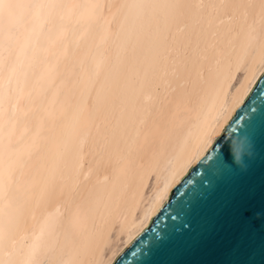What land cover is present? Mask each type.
<instances>
[{"label":"bare ground","instance_id":"1","mask_svg":"<svg viewBox=\"0 0 264 264\" xmlns=\"http://www.w3.org/2000/svg\"><path fill=\"white\" fill-rule=\"evenodd\" d=\"M136 4L0 0V264H110L264 71V0Z\"/></svg>","mask_w":264,"mask_h":264},{"label":"water","instance_id":"2","mask_svg":"<svg viewBox=\"0 0 264 264\" xmlns=\"http://www.w3.org/2000/svg\"><path fill=\"white\" fill-rule=\"evenodd\" d=\"M262 109L264 71L110 264H264Z\"/></svg>","mask_w":264,"mask_h":264},{"label":"rangeland","instance_id":"3","mask_svg":"<svg viewBox=\"0 0 264 264\" xmlns=\"http://www.w3.org/2000/svg\"><path fill=\"white\" fill-rule=\"evenodd\" d=\"M141 2H143V0H136V5L138 6ZM135 5V6H136ZM138 13V11L136 10L135 12H134V15L136 16V14ZM234 77H232V79H231V81H230V85H229V89H232V87L238 82V80L240 79V77L242 76V72L241 71H237L234 75H233ZM136 94H137V89L135 88L134 90H133V92H132V97H135L136 96ZM130 108L129 107H127L121 114V116H120V120L121 121H125L127 118H128V116H129V110ZM127 117V118H126ZM154 176L152 175L151 177H149V179H148V181H147V183H146V185H145V187H144V190H143V192H142V196H146V195H148L149 193H150V191L152 190V188H153V184H154ZM115 229H116V227H115V225L112 227V229H110V231H109V235H108V237H109V239L112 241L113 239H114V236H115ZM107 249H108V247H106V249H105V253H107Z\"/></svg>","mask_w":264,"mask_h":264},{"label":"snow or ice","instance_id":"4","mask_svg":"<svg viewBox=\"0 0 264 264\" xmlns=\"http://www.w3.org/2000/svg\"><path fill=\"white\" fill-rule=\"evenodd\" d=\"M17 6L42 7L43 5L30 4V5H17ZM8 7L11 9V8L14 7V6L10 4ZM260 118H261V119H264V109H262V111H261V116H260ZM193 171H195V170H193Z\"/></svg>","mask_w":264,"mask_h":264}]
</instances>
